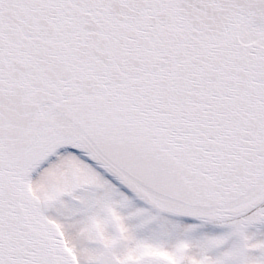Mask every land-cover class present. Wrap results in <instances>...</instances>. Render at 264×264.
<instances>
[{"label": "snow or ice", "instance_id": "6c2138e0", "mask_svg": "<svg viewBox=\"0 0 264 264\" xmlns=\"http://www.w3.org/2000/svg\"><path fill=\"white\" fill-rule=\"evenodd\" d=\"M0 264H264V0H0Z\"/></svg>", "mask_w": 264, "mask_h": 264}]
</instances>
